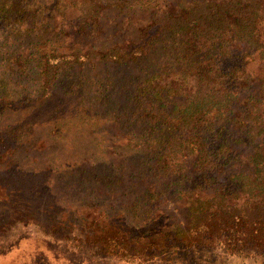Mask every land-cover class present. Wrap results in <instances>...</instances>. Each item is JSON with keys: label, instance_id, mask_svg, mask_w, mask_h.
<instances>
[{"label": "trees", "instance_id": "16d2710c", "mask_svg": "<svg viewBox=\"0 0 264 264\" xmlns=\"http://www.w3.org/2000/svg\"><path fill=\"white\" fill-rule=\"evenodd\" d=\"M48 1L59 35L70 38L68 45L61 51L44 49L40 59L18 65L10 63L21 58L20 46L2 50L0 45V73L37 70L35 94L48 103L75 69L105 67L109 78L117 74L115 67L125 72V92L116 93V83L108 79L106 85H93L95 93L120 104V110L123 104L135 105L132 113L111 119L138 121L143 131L129 150L128 168L123 153L111 165L129 174L101 176L95 183L130 188L119 193L122 197L134 194V188L136 200L147 206L149 226L126 236L118 226L112 232L101 224L86 228L68 217L63 221L54 214L55 185L43 181L42 186L40 172L33 170L19 178L0 177V233L16 230V224L24 230L31 225L43 235L42 244L62 243L63 231L90 234L83 249L123 264H208L206 250L224 253L225 261L236 264L251 257L263 263L264 0H145L135 11L130 5L135 0H79L71 7L65 0ZM45 7L35 0H0V24L10 26L15 43L22 42L35 33ZM110 11L120 20L103 27ZM109 27L120 40L111 42ZM134 70L136 75L129 74ZM5 86L0 81V110L34 104ZM30 121L0 129V165L9 172L19 168L11 159L31 142ZM170 185H180L178 195L168 201L171 212L161 211L165 201L159 187L172 195ZM176 212L178 218L172 215ZM29 241L19 237L5 244L0 264H33L39 254L34 250L36 255L22 254L26 261L18 257ZM35 249L44 252L40 245Z\"/></svg>", "mask_w": 264, "mask_h": 264}, {"label": "rangeland", "instance_id": "374dc122", "mask_svg": "<svg viewBox=\"0 0 264 264\" xmlns=\"http://www.w3.org/2000/svg\"><path fill=\"white\" fill-rule=\"evenodd\" d=\"M35 1H39L40 5H44V7L48 4L45 8L49 11L44 12L39 18L37 29L30 38L15 43L10 26L0 24L2 50L20 46L17 50L21 58L17 57L18 60L10 63L12 65L14 62L18 65L25 59H40L41 51L44 49L61 51L69 43L70 38L59 35L60 26L52 18L51 3L49 5L48 0ZM65 1L70 7L79 3V0ZM143 1L145 0H135L130 4L132 5L131 10L142 8ZM135 15L140 14L135 13ZM110 20L117 21L120 20V17L115 15V11L106 13L105 18L102 19L103 27H106L107 21ZM119 29L116 27V30L119 31ZM114 31L110 27L107 30L111 42L120 40V34L113 36ZM84 41L92 42L91 39H84ZM29 54L30 57H28ZM157 58L156 56L155 59H152L151 65L155 64ZM33 64H37V61L35 60ZM104 70L105 67L95 70L88 68L73 70L74 75L69 76L70 79H66L68 75L63 78L64 81L57 85L53 98L48 99V103L40 102L44 98L35 94V90L38 88L37 70L13 76H3L0 73L1 85H6L3 89L11 95L20 94L21 97H29L27 99H31L34 103L31 107L23 105L21 108L0 110V129L25 126L30 121L27 119L32 120V122L30 121L32 125L29 126L32 133L31 142L19 149L17 155L11 159L19 168L9 172L0 165V177L19 178L23 172L31 173L33 170H37L40 172L42 186L43 181L55 185L51 193L56 201L54 214L61 220L65 221L68 217L73 223L87 224L86 228L91 223L101 224L112 232H115L118 226L126 236L139 235L149 225L144 222L147 206L136 200L135 189L132 190L134 194L130 193V195L122 197L119 196V193L128 192L130 188L124 186L121 191L120 188L107 182L98 183L96 181L95 183V180L101 176L113 178L112 176L116 175L118 171L111 165H115L120 160L118 153L124 154L121 160H124L125 167L128 168L129 150H133L135 141H138L139 135L143 131V127L137 123L138 121L132 124L131 121L127 122L123 116L116 121L111 119V115L119 114V112L120 115L132 113V107L135 105L132 104L128 107L123 104L124 106L120 110V104L107 101L110 100L109 98L102 99L95 93L93 85L97 83L106 85L108 79H112L116 83V93H123L128 89L125 82L126 77H121L125 73L124 71L119 72L115 67L117 74L109 78L108 73H104ZM136 73V70L129 71L131 75H136ZM126 75H128V71ZM2 91H0V95ZM92 162H95V170L91 168ZM127 172L117 174L126 176L129 174ZM106 180L107 178L103 181ZM128 186H130L129 181ZM159 189L163 192L158 195L165 201V205H161L160 210L164 211L165 208H168L171 212L173 206L168 201L172 200L173 195L174 198L178 195L175 191L180 189V185H170L171 191L174 192L172 195L165 192V187H159ZM45 190L44 194H47V189ZM179 214L180 212H176L172 215L178 218ZM49 227L45 226L46 229ZM15 229L0 233V251L1 248H5V244L12 243L19 237H30V243H25L21 256L18 254V257H22L19 258L20 260L26 261L22 254H28L27 250L31 255H36L34 250L39 254L33 258V264H123L117 258L103 255L104 258H101L102 256L99 257L97 252L83 249L82 244L92 238L90 234L89 237H85L84 233L77 234L72 230L63 231L62 233L67 235V238L62 243L54 241L42 244L40 239L43 235L36 227L30 225L27 230H24L21 224H16ZM94 234L99 235L96 232ZM38 245L43 247L44 252L35 249ZM205 252L208 255V264H236L225 261L224 253L219 255L208 252V250ZM18 257L14 260L16 261ZM255 259L251 257L237 261L240 264H260Z\"/></svg>", "mask_w": 264, "mask_h": 264}]
</instances>
